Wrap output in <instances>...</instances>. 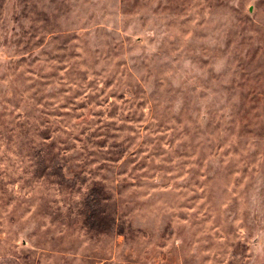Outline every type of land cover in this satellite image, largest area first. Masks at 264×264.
Returning a JSON list of instances; mask_svg holds the SVG:
<instances>
[{
  "label": "rangeland",
  "instance_id": "rangeland-1",
  "mask_svg": "<svg viewBox=\"0 0 264 264\" xmlns=\"http://www.w3.org/2000/svg\"><path fill=\"white\" fill-rule=\"evenodd\" d=\"M0 264H264V0H0Z\"/></svg>",
  "mask_w": 264,
  "mask_h": 264
}]
</instances>
